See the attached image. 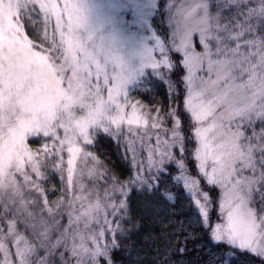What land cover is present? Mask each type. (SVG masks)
<instances>
[{
  "label": "snow or ice",
  "instance_id": "obj_1",
  "mask_svg": "<svg viewBox=\"0 0 264 264\" xmlns=\"http://www.w3.org/2000/svg\"><path fill=\"white\" fill-rule=\"evenodd\" d=\"M37 8L46 26L54 19L50 42L40 50H34L38 46L22 23ZM169 15L170 39L157 42L145 66L163 79L162 69L183 70L182 108L151 118L141 112L140 101H130V75L120 58L86 47L76 35L84 23L76 0H0L3 264H113L110 253L120 246L126 203L110 199L102 208L99 199L71 196L77 157L99 163L87 146L104 134L124 141L134 180L161 198L159 179L169 163L178 166L189 187L183 157L178 160L173 150L183 154L186 141L192 143L199 176L218 193L220 222L211 236L229 246L224 264H257L253 257L264 258V0H197L174 14L169 9ZM47 41L45 34L42 43ZM168 51L179 54L175 62ZM149 124L157 131H149ZM49 163L60 173L66 164L68 197L54 203L42 186ZM76 183L83 193L84 184ZM112 192L126 194L118 178ZM201 195L203 203L196 199L195 204L207 227L212 201L208 192Z\"/></svg>",
  "mask_w": 264,
  "mask_h": 264
},
{
  "label": "trees",
  "instance_id": "obj_2",
  "mask_svg": "<svg viewBox=\"0 0 264 264\" xmlns=\"http://www.w3.org/2000/svg\"><path fill=\"white\" fill-rule=\"evenodd\" d=\"M166 1L159 0L153 22V27L164 41L168 39V28L164 22ZM22 23L25 34L38 46L36 49L47 46L49 41L42 43L45 27L38 9L31 14V20L26 17ZM170 57L175 62L179 54L171 52ZM181 72L182 69L180 72L173 70L165 79L149 72L129 93L130 100L140 101L152 113L162 114L174 107L181 109ZM167 125L171 128V120L167 121ZM186 132L187 125L182 122V134ZM90 152L112 181L118 178L120 184L131 183L133 167L121 141L109 138L106 134L98 136L90 146ZM178 157H183L187 173L198 178L200 188L210 195L212 202L208 226L205 227L194 199L186 193L182 182L176 179L180 177L181 170L171 163L166 166L168 171L161 174L159 179L163 198L153 195L144 186L131 188L126 198L127 207L121 211L122 233L118 230L120 246L110 253L113 264H224L229 246L214 243L210 227L218 218L217 190L208 186L199 176L192 143L186 141V151ZM45 173L47 178L42 186L48 201L54 203L64 196V185L58 174L48 168ZM253 258L257 264L264 261L261 257Z\"/></svg>",
  "mask_w": 264,
  "mask_h": 264
},
{
  "label": "rangeland",
  "instance_id": "obj_3",
  "mask_svg": "<svg viewBox=\"0 0 264 264\" xmlns=\"http://www.w3.org/2000/svg\"><path fill=\"white\" fill-rule=\"evenodd\" d=\"M76 2L80 5L82 16L84 17L83 26L76 31V35L79 36L81 42L86 47L91 46L97 51H100L103 48L120 58L123 67L130 75L129 83L126 85V91L130 93L139 85V82L144 77H146L149 72L162 78L158 74L157 70L153 69L151 66H145V56L149 51L155 52L157 50L158 41L161 44H167V42L169 41L172 31L170 25L169 9H171L174 14L177 8H180L181 6L188 7L189 5L197 2V0L166 1V18L164 21L168 28V39L166 41H164V39L157 33L155 27H153V22L156 18L159 6V0H76ZM40 14L42 17L43 25L45 27V34H47V36L49 37L50 42L54 29V19L50 24L46 26L44 16L42 13ZM56 38L58 40V35ZM193 40L194 43L198 46V37L194 36ZM166 47L170 48V45H166ZM171 52L173 51H168L165 53L170 59ZM155 56L157 57V59H162V56L158 51L155 53ZM161 71L165 72V78H167L170 74V72H168V70L166 69H162ZM130 101L132 103H135L132 100ZM140 110L141 112L150 113L151 118H155L158 114L152 113V111H149L145 107H142ZM128 111H130V109H128ZM148 130L152 132L157 131L155 129H151L150 124ZM113 138L116 139L115 137ZM168 138L170 139V137ZM119 141L124 144L123 140ZM154 142L155 141L153 139L152 143ZM90 146L91 145L87 146V151L89 152ZM173 154L179 160L178 156H181L182 153L177 147L173 150ZM143 155L144 154L142 153V157ZM64 156L66 161L67 154L64 153ZM47 168L58 174L60 181H62L64 185L65 191L63 197H68L66 164L65 171L63 173H60L53 169L50 163ZM89 169H95L94 173L91 176L88 174ZM133 172V179L131 180L130 184H120L123 185L124 192L126 194L121 195V193L119 192L113 193L112 187L115 182L112 181L101 169L100 163L92 161L91 157H89L87 162H85L83 159V155L81 154L77 157L76 160V174L74 175V187L72 189L71 196L75 197L83 195L93 203H95L96 200L99 199L102 208L106 207L110 199L115 200L116 202L123 200L126 203V198L131 188L143 186L139 181L134 180V177L136 175V169L134 167ZM185 174L190 177L189 187H184L186 193L190 197H192L194 201H196V199H201V202L203 203L201 193L205 191L200 188V182L197 185L191 184L192 180L199 179L189 175L187 173V169ZM180 177L181 178L179 180L184 185V179L181 175V172ZM76 181L84 184L85 188L83 193L80 191L79 185L76 183ZM89 193H91V195H89ZM78 206L79 202H77V207ZM217 207L218 218L214 223L210 225L211 228L215 225V223L220 222L219 203ZM108 212L111 213L110 208L108 209ZM109 220H112L115 224V219L111 215H109ZM62 223H67V217H65ZM212 241L214 243H217L213 239ZM9 252L10 254H14L15 248L13 245H9ZM10 258L15 261L14 256H10ZM3 259V253H0V264H3Z\"/></svg>",
  "mask_w": 264,
  "mask_h": 264
}]
</instances>
